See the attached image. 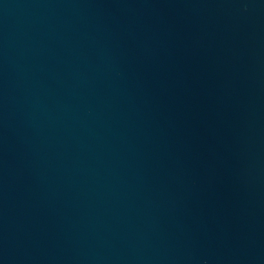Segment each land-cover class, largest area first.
Listing matches in <instances>:
<instances>
[{"label":"water","instance_id":"water-1","mask_svg":"<svg viewBox=\"0 0 264 264\" xmlns=\"http://www.w3.org/2000/svg\"><path fill=\"white\" fill-rule=\"evenodd\" d=\"M0 264H264V0H0Z\"/></svg>","mask_w":264,"mask_h":264}]
</instances>
